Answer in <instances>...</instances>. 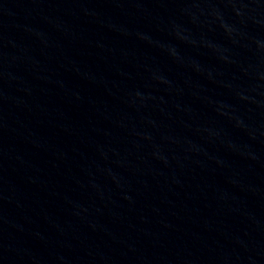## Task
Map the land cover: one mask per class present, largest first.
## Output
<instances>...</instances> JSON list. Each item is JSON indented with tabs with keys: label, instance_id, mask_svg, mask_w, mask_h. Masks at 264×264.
<instances>
[{
	"label": "water",
	"instance_id": "water-1",
	"mask_svg": "<svg viewBox=\"0 0 264 264\" xmlns=\"http://www.w3.org/2000/svg\"><path fill=\"white\" fill-rule=\"evenodd\" d=\"M0 264H264V0H0Z\"/></svg>",
	"mask_w": 264,
	"mask_h": 264
}]
</instances>
